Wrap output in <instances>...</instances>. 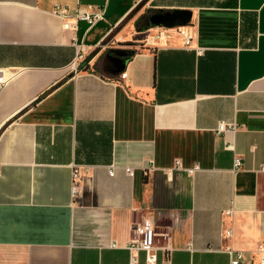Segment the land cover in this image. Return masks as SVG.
<instances>
[{
  "label": "crops",
  "instance_id": "obj_1",
  "mask_svg": "<svg viewBox=\"0 0 264 264\" xmlns=\"http://www.w3.org/2000/svg\"><path fill=\"white\" fill-rule=\"evenodd\" d=\"M142 3L190 11L191 46L161 35L120 73L75 69ZM85 6L103 20L73 30ZM147 218L169 249L154 264H229L226 245L257 263L264 0H0V264H147L127 249Z\"/></svg>",
  "mask_w": 264,
  "mask_h": 264
},
{
  "label": "built area",
  "instance_id": "obj_2",
  "mask_svg": "<svg viewBox=\"0 0 264 264\" xmlns=\"http://www.w3.org/2000/svg\"><path fill=\"white\" fill-rule=\"evenodd\" d=\"M60 15H65V10L60 11ZM72 16L74 18L75 23H73L72 29L75 30L77 28L76 22L77 21H84L89 26L94 25L96 22L103 20L104 17V9L94 6H85V7H78L76 8ZM166 31L167 37H172L174 34H177L179 37L182 38L183 46L185 48L191 46V42L195 36L194 33V26L192 24H188L185 26L176 27L173 29H164ZM77 61L75 63V69L81 63L85 62L84 54L80 53L76 57ZM120 77L123 79L125 74H120ZM225 130V126L223 124H219L218 132H222ZM176 166L179 167V163L176 162ZM235 167H239L238 160H235ZM198 170V166H194L191 169L187 170L189 174L194 173ZM125 172L127 174H132L129 168H125ZM108 174L113 175V168L111 167L108 169ZM77 173L74 174V177H77ZM76 186L75 184L72 186V195H75ZM157 233L155 232L154 223L151 219H145L142 223L136 224L131 228V237L129 243L127 245V249L130 252L131 262L136 261L135 253L138 251H143L145 253V260L147 264H154L156 261V252L163 251L165 252V257L168 256L169 249L167 246L158 245L155 241L157 237ZM226 236H229V233L226 232ZM225 252L229 256V264H239L240 261L243 259V252L239 250H234L229 246H225ZM256 253L258 255V261L256 264H264V241L259 244L257 247ZM167 261V260H166Z\"/></svg>",
  "mask_w": 264,
  "mask_h": 264
},
{
  "label": "rangeland",
  "instance_id": "obj_3",
  "mask_svg": "<svg viewBox=\"0 0 264 264\" xmlns=\"http://www.w3.org/2000/svg\"><path fill=\"white\" fill-rule=\"evenodd\" d=\"M155 11L150 4H140L138 10L125 23L111 32L97 48L84 55L85 61H91L93 68L101 71V63L106 53L115 54L117 51L124 50L134 51L145 44L148 39L156 41L161 35L166 36L164 28L152 27L149 30H142L141 20H144L147 14ZM134 15H138V17L136 21H131Z\"/></svg>",
  "mask_w": 264,
  "mask_h": 264
},
{
  "label": "water",
  "instance_id": "obj_4",
  "mask_svg": "<svg viewBox=\"0 0 264 264\" xmlns=\"http://www.w3.org/2000/svg\"><path fill=\"white\" fill-rule=\"evenodd\" d=\"M191 16L192 13L188 10H173L172 12H166L163 15H156L150 18V24L149 27H160L164 29H173L180 26H185L188 24H191ZM134 54V51L132 50H124L122 51L121 55L131 57ZM128 59L124 60L123 64L117 68L114 72L120 73L127 62Z\"/></svg>",
  "mask_w": 264,
  "mask_h": 264
},
{
  "label": "flooded vegetation",
  "instance_id": "obj_5",
  "mask_svg": "<svg viewBox=\"0 0 264 264\" xmlns=\"http://www.w3.org/2000/svg\"><path fill=\"white\" fill-rule=\"evenodd\" d=\"M166 12L155 11L153 13L147 14L144 20H141L142 23V30H149L150 18L156 15H163ZM151 29V28H150ZM122 51H117L115 54L106 53L103 58V62L101 63V71L105 73L114 72L117 68H119L124 60L128 59L129 57L121 55Z\"/></svg>",
  "mask_w": 264,
  "mask_h": 264
},
{
  "label": "trees",
  "instance_id": "obj_6",
  "mask_svg": "<svg viewBox=\"0 0 264 264\" xmlns=\"http://www.w3.org/2000/svg\"><path fill=\"white\" fill-rule=\"evenodd\" d=\"M78 68L80 69V70H83V71H86L87 69H88V66H83L82 64H80L79 66H78Z\"/></svg>",
  "mask_w": 264,
  "mask_h": 264
}]
</instances>
